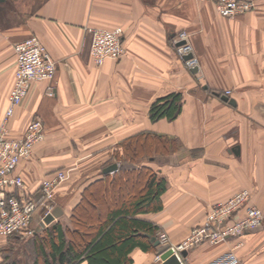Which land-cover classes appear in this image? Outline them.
Returning a JSON list of instances; mask_svg holds the SVG:
<instances>
[{"label": "crops", "instance_id": "crops-1", "mask_svg": "<svg viewBox=\"0 0 264 264\" xmlns=\"http://www.w3.org/2000/svg\"><path fill=\"white\" fill-rule=\"evenodd\" d=\"M254 3L252 11L226 19L212 0L0 1V123L13 90L14 45L35 36L55 63L53 79L32 84L7 121L12 138L23 137L34 119L45 133L14 171L25 184L15 195L37 197L45 177L66 173L54 195L62 213L44 228L60 223L71 230L83 190L102 179L103 168L119 166V144L142 132L180 143L177 151L144 161L166 189L161 210L136 216L165 232L170 244L188 238L213 204L242 189L264 214V0ZM89 27H120L125 54L96 66ZM181 31L188 34L196 73L176 55L172 39ZM225 91L235 106L216 95ZM175 92L183 98L179 116L153 122L151 105ZM42 220L35 212L31 227L37 230ZM27 239L0 236V264H35ZM230 249L238 264H264V222L240 238L195 245L180 254L181 262L208 264ZM155 251L134 247L127 258L159 264Z\"/></svg>", "mask_w": 264, "mask_h": 264}, {"label": "built area", "instance_id": "built-area-1", "mask_svg": "<svg viewBox=\"0 0 264 264\" xmlns=\"http://www.w3.org/2000/svg\"><path fill=\"white\" fill-rule=\"evenodd\" d=\"M218 14L226 19L246 14L255 7L254 0H212ZM89 55L96 66H101L107 59L116 60L125 54L122 44V29L89 27ZM177 57L187 69L197 67L188 34L181 31L172 39ZM182 42L181 44H179ZM15 69L13 90L5 116L0 123V236L20 235L29 237L34 233L31 228L32 216L36 211H44L42 219L54 209V195L59 185L66 180L63 170H57L45 177L40 185L37 197H18L13 191L25 189L22 178L14 174L20 161L32 155L33 148L44 137V127L39 119L28 125L23 137L9 136L7 121L27 96L32 84L50 81L55 73V63L46 48L35 36L28 37L14 45ZM189 54L191 58L185 59ZM225 91L224 95H230ZM48 94L52 95L51 88ZM10 193L7 195L6 193ZM43 221V220H42ZM264 222L261 209L250 202V192L242 189L228 199L213 204L202 225L195 227L188 238L179 244H170L166 233L159 230L156 238L161 244L168 243L170 250L181 261L180 252L198 244L217 245L231 238L260 228ZM157 262L160 261L156 257ZM234 249H230L208 264H238Z\"/></svg>", "mask_w": 264, "mask_h": 264}, {"label": "trees", "instance_id": "trees-1", "mask_svg": "<svg viewBox=\"0 0 264 264\" xmlns=\"http://www.w3.org/2000/svg\"><path fill=\"white\" fill-rule=\"evenodd\" d=\"M182 105L181 93H171L151 105L149 117L153 122L173 121ZM118 147L114 155L118 169L112 175L103 174L102 179L83 190L71 214V230L56 223L27 237L26 245L33 249L35 264H76L80 260L87 264H131L127 255L134 247L155 250L150 237H155L158 227L136 216L161 210L166 184L144 161L173 153L180 143L142 132ZM92 216L96 218L94 222Z\"/></svg>", "mask_w": 264, "mask_h": 264}, {"label": "water", "instance_id": "water-1", "mask_svg": "<svg viewBox=\"0 0 264 264\" xmlns=\"http://www.w3.org/2000/svg\"><path fill=\"white\" fill-rule=\"evenodd\" d=\"M3 1V0H0ZM192 54H189L185 57V59H189L191 58ZM192 72L196 73L198 72V68L195 67L193 69H191ZM216 95L223 101L228 103L231 106H235L236 102L233 98H229L226 95H219L216 93ZM118 168V165L116 163L110 164L108 166H106L103 170L102 173L103 174H107V173H112L114 171H116ZM61 210L59 207H55L51 213L47 214L44 218L43 221L41 222L40 226L37 228V232L41 231L42 228L45 227V225L50 224L51 222H53L56 218H58L61 215ZM150 242L152 243L153 247H155V254L157 257H159V259L161 260V262L159 264H182V262L175 256V254L172 253V251L170 250V245L168 243H164L161 244L159 242V240L152 236L150 237ZM187 250H183L180 252L182 257H185Z\"/></svg>", "mask_w": 264, "mask_h": 264}, {"label": "rangeland", "instance_id": "rangeland-1", "mask_svg": "<svg viewBox=\"0 0 264 264\" xmlns=\"http://www.w3.org/2000/svg\"><path fill=\"white\" fill-rule=\"evenodd\" d=\"M65 175H66V173H65ZM66 180H67V176H66ZM66 180H65V181H66ZM65 181H64V182H65ZM64 182H62V183L59 185V187H60ZM59 187H58V188H59ZM58 188L56 189V191L58 190ZM56 191H55V192H56ZM54 208H55V207H54ZM209 210H210V209H209ZM101 211L103 212V210H101ZM36 212H37V211H36ZM40 212H41V215L43 216L44 211H43V212L40 211ZM91 218H92L91 222H94L95 219H96V218H94L93 216H92ZM30 225H31V223H30ZM31 228H32V227H31ZM33 229H34V228H33ZM159 230H160V229L158 228V230H156L155 234H156ZM164 233H165V232H164ZM155 236H156V235H155Z\"/></svg>", "mask_w": 264, "mask_h": 264}]
</instances>
